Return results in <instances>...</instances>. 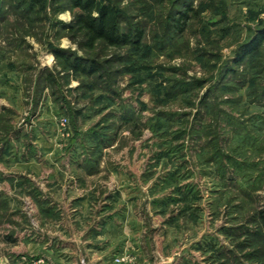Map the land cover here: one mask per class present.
<instances>
[{
	"label": "rangeland",
	"instance_id": "obj_1",
	"mask_svg": "<svg viewBox=\"0 0 264 264\" xmlns=\"http://www.w3.org/2000/svg\"><path fill=\"white\" fill-rule=\"evenodd\" d=\"M100 1L0 0V264H264V0Z\"/></svg>",
	"mask_w": 264,
	"mask_h": 264
},
{
	"label": "trees",
	"instance_id": "obj_2",
	"mask_svg": "<svg viewBox=\"0 0 264 264\" xmlns=\"http://www.w3.org/2000/svg\"><path fill=\"white\" fill-rule=\"evenodd\" d=\"M72 5L80 10L76 25L85 33L87 45L93 47L101 42L108 47H122L139 43L143 38V32L137 27H122L121 15L111 4H106L100 0H70ZM187 7H191L190 2H186ZM32 6V5H30ZM0 9V14H1ZM29 9L25 10L28 13ZM182 19L187 18L186 12L182 14ZM182 19L176 21V27L182 28ZM70 25L68 28H73ZM264 35L252 45H249L239 61H244L248 56L256 53ZM56 59L65 62V65L72 68L76 74L94 75L100 68L96 61H85L83 58L74 57L69 52L62 49L53 51Z\"/></svg>",
	"mask_w": 264,
	"mask_h": 264
},
{
	"label": "built area",
	"instance_id": "obj_3",
	"mask_svg": "<svg viewBox=\"0 0 264 264\" xmlns=\"http://www.w3.org/2000/svg\"><path fill=\"white\" fill-rule=\"evenodd\" d=\"M118 262H121V259H118Z\"/></svg>",
	"mask_w": 264,
	"mask_h": 264
},
{
	"label": "crops",
	"instance_id": "obj_4",
	"mask_svg": "<svg viewBox=\"0 0 264 264\" xmlns=\"http://www.w3.org/2000/svg\"><path fill=\"white\" fill-rule=\"evenodd\" d=\"M95 256H97V254L95 253Z\"/></svg>",
	"mask_w": 264,
	"mask_h": 264
}]
</instances>
